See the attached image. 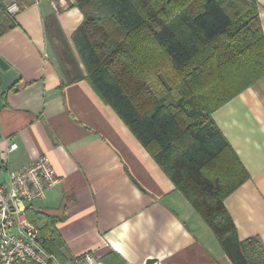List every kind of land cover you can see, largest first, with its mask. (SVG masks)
<instances>
[{
  "label": "crops",
  "instance_id": "1",
  "mask_svg": "<svg viewBox=\"0 0 264 264\" xmlns=\"http://www.w3.org/2000/svg\"><path fill=\"white\" fill-rule=\"evenodd\" d=\"M257 3L264 32V0ZM22 6L18 27L0 38V58L20 76L0 114V181L8 183L40 157L50 159L61 182L42 202L63 197L58 209H47L63 216L54 226L62 244L55 256L63 264L91 251L105 264H233L184 194L89 85L73 40L84 21L74 0H24ZM212 117L250 175L226 208L240 239L257 238L264 246V77ZM44 237L47 246L54 242L51 233Z\"/></svg>",
  "mask_w": 264,
  "mask_h": 264
},
{
  "label": "trees",
  "instance_id": "2",
  "mask_svg": "<svg viewBox=\"0 0 264 264\" xmlns=\"http://www.w3.org/2000/svg\"><path fill=\"white\" fill-rule=\"evenodd\" d=\"M0 0V38L18 27ZM73 35L89 85L118 114L214 232L233 264H264L225 201L250 175L213 113L264 77L257 0H74ZM39 209V208H38ZM27 209L53 255L63 216ZM44 225V226H43Z\"/></svg>",
  "mask_w": 264,
  "mask_h": 264
},
{
  "label": "built area",
  "instance_id": "3",
  "mask_svg": "<svg viewBox=\"0 0 264 264\" xmlns=\"http://www.w3.org/2000/svg\"><path fill=\"white\" fill-rule=\"evenodd\" d=\"M24 0H9L7 12L16 14L23 9ZM45 0H35L39 4ZM56 2L57 0H50ZM17 148L14 144L11 150ZM60 179L48 157H40L10 181H0V264H63L46 248L40 228L27 215V203L45 199L48 191ZM98 251L74 258L67 264H105Z\"/></svg>",
  "mask_w": 264,
  "mask_h": 264
},
{
  "label": "water",
  "instance_id": "4",
  "mask_svg": "<svg viewBox=\"0 0 264 264\" xmlns=\"http://www.w3.org/2000/svg\"><path fill=\"white\" fill-rule=\"evenodd\" d=\"M20 80L19 74L16 70L12 69L11 66L2 58H0V114L4 108V96L7 92ZM2 137L1 129H0V139ZM62 198L58 199L57 202L54 203H43L40 200H37L32 203H27L26 207H36L39 209H58L61 206ZM157 261L155 259H151L148 261V264H154Z\"/></svg>",
  "mask_w": 264,
  "mask_h": 264
}]
</instances>
